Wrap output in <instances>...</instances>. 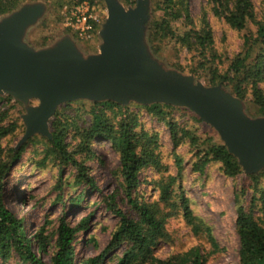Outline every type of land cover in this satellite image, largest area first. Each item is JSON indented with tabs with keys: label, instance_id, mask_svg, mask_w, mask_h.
Segmentation results:
<instances>
[{
	"label": "trees",
	"instance_id": "16d2710c",
	"mask_svg": "<svg viewBox=\"0 0 264 264\" xmlns=\"http://www.w3.org/2000/svg\"><path fill=\"white\" fill-rule=\"evenodd\" d=\"M25 1L32 0H0V15L14 10ZM82 1L86 0H75V3ZM120 1L126 6L134 4V0ZM206 2L208 8L203 7L201 16L195 19L190 12L189 0H151L147 40L152 51L159 53L160 44H171L174 49L185 48L196 53L202 63L201 67L208 64L209 79L206 85L222 84L242 99L245 105L249 104V109H253L257 116H264V16L257 18L252 0ZM207 10L222 19L230 28L240 32L242 38L240 51L228 60L227 68L221 74L217 67L212 66L215 60L212 52L214 39L212 28L205 16ZM45 45L47 38H43L38 44L39 47ZM0 99L12 100L9 96H0ZM131 105L147 110L164 122L169 128L174 147L183 140L189 142L194 158L191 163L192 171L201 173L209 163L216 162L227 177L235 178L243 174L237 159L227 151L215 131L188 109L158 103ZM175 109L190 114L192 118L186 120L187 122L192 119L190 125L170 119V114ZM140 123L139 112L131 109L130 104L120 106L111 101L78 100L64 103L57 108L49 123L51 139L36 134L17 147L0 146V264H8L13 256L18 259L17 264H76L73 244L80 231L90 226L92 214L82 216L78 224L74 225L65 217L66 206L64 200L61 201V216L55 230L53 249L50 250L49 236L44 226L28 235L22 218L7 207L4 198L6 181L13 165L24 157L28 144H42L43 160L55 162L59 166V172L64 168L73 169L76 184L84 183L97 189L88 163L99 159L94 149L96 141L99 140L109 141L118 154V173L122 178L120 185L129 209L122 211L116 208L117 192L106 195L98 190L102 200L105 199L106 207L118 215L119 221L106 249L94 257L82 258L78 264H103L107 252L120 242H125L127 247L114 264H207L208 254L205 255L198 246L173 252L165 258L154 254L158 241H172L167 229V223L172 218L182 219L195 236L202 233L207 235L213 250L218 249V244L211 234L210 226L193 214L190 199L177 182L183 168L182 158L174 154L177 173L164 175L167 167L161 162L157 150L158 135L136 129ZM200 124L206 130L198 133L195 129ZM19 127L23 128L19 119L18 123L8 122V110H0V145L2 140L14 134ZM32 152L33 157L37 150ZM148 166L161 173L154 182L157 196L150 201L145 200L138 191L139 171ZM244 175L249 182L236 195L239 264H264V185L261 184L264 170L256 175ZM60 181L61 178L59 185ZM82 194L81 192L69 199L72 207H80ZM240 194H246L249 198L241 199ZM92 240L93 236L89 241ZM45 255L48 258H44Z\"/></svg>",
	"mask_w": 264,
	"mask_h": 264
},
{
	"label": "rangeland",
	"instance_id": "374dc122",
	"mask_svg": "<svg viewBox=\"0 0 264 264\" xmlns=\"http://www.w3.org/2000/svg\"><path fill=\"white\" fill-rule=\"evenodd\" d=\"M47 4V11L39 23L30 29L26 40L34 47L43 38H47V44L62 34H70L79 47L85 52H96L100 44V38H94L91 42L78 40L75 34L66 27L65 15L67 11L77 5L75 0H41ZM256 8L257 18L264 16V0H252ZM89 5L91 12L97 17L98 26H101L106 17V8L103 0L82 1ZM79 3V4H81ZM190 12L195 19L201 16L202 8L207 7L206 0H189ZM212 28L214 39L215 60L213 67L218 68L221 74L228 65V60L242 46L240 32L230 28L222 19L213 15L207 10L205 15ZM100 29V28H99ZM151 47V46H150ZM161 51L155 53L168 66L177 68L186 74H193L203 83H207L208 64L201 67L200 58L194 52H189L182 48L174 49L169 45H161ZM205 62V60H202ZM130 108L139 112L140 125L136 129H144L158 135L160 160L166 165L167 171L164 175H176L177 169L174 163V154H178L183 161L181 176L177 182L182 186L186 196L190 199V207L193 214L210 226L211 234L218 244V249L211 247L207 235L204 233L195 236L189 226L180 218L169 219L167 229L170 232L172 241H158L154 254L159 258H165L173 252H178L193 246H198L207 255V264H239V239L236 233L237 217V192L241 187L248 184L244 173L235 178L227 177L220 171V164L209 163L205 169L199 173L191 169L193 161L192 149L187 140H183L177 147H174L168 126L156 116L149 114L147 110L136 105ZM247 112L252 116H257L253 109ZM0 110H8V122L19 121L22 123L21 115L24 112L20 102L15 100L6 101L0 99ZM170 119L184 125H190L192 118L190 114L183 110L175 109L170 114ZM17 119V120H16ZM176 120V121H175ZM23 125V123H22ZM198 133L206 130L204 125L197 126ZM24 133L19 127L14 134L2 140L1 147L7 145L16 147L18 141ZM70 140V139H68ZM10 142V143H8ZM94 149L99 159L91 160L88 165L91 167L90 175L93 178L97 189H92L84 183L76 184L73 169L64 168L59 172V166L51 160H43L44 147L42 144H28L24 157L17 161L11 168L10 175L6 181L5 203L18 217L22 218L24 227L28 235L34 234L41 226H44L49 236V249H53L55 230L61 216L60 202L64 200L66 206L65 217L74 225L78 224L80 218L87 214H92L90 226L80 231L73 244L76 254V264L82 258L99 255L110 242L112 232L118 224L119 217L112 209L106 207L103 194L110 195L117 192L115 197L116 208L126 211L129 209L126 196L121 190V176L118 173V154L107 140L96 141ZM37 150L32 157V151ZM161 174L156 168L148 166L139 171V195H143L145 200H153L157 196L154 188L155 180ZM61 178L60 185L59 179ZM264 185V177L262 178ZM97 190V191H96ZM238 190V191H237ZM83 193L80 207H72L69 199ZM108 197V196H106ZM249 198L246 194H240V198ZM60 199V200H59ZM59 200V201H57ZM93 236V240L90 237ZM127 247L125 242H120L116 247L109 250L104 258L103 264H114L117 258L121 257ZM49 250V253H50ZM44 258H48L45 255ZM18 259L13 256L8 264H17Z\"/></svg>",
	"mask_w": 264,
	"mask_h": 264
},
{
	"label": "water",
	"instance_id": "95a60500",
	"mask_svg": "<svg viewBox=\"0 0 264 264\" xmlns=\"http://www.w3.org/2000/svg\"><path fill=\"white\" fill-rule=\"evenodd\" d=\"M103 1L100 44L89 53L68 33L42 47L29 44L28 32L47 11L41 0L0 15V96L24 109V133L16 147L36 134L51 139L50 120L67 102L158 103L186 108L213 129L244 174L264 170V116H251L245 102L222 84L206 85L152 51L147 40L151 0L127 6Z\"/></svg>",
	"mask_w": 264,
	"mask_h": 264
},
{
	"label": "built area",
	"instance_id": "2783aa9c",
	"mask_svg": "<svg viewBox=\"0 0 264 264\" xmlns=\"http://www.w3.org/2000/svg\"><path fill=\"white\" fill-rule=\"evenodd\" d=\"M76 4L67 11L64 25L72 30L78 40L91 42L94 38H98L100 26L97 17L86 3Z\"/></svg>",
	"mask_w": 264,
	"mask_h": 264
}]
</instances>
